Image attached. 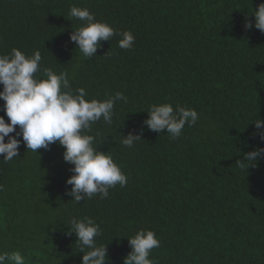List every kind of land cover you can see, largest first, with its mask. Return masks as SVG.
Segmentation results:
<instances>
[{
	"label": "trees",
	"instance_id": "1",
	"mask_svg": "<svg viewBox=\"0 0 264 264\" xmlns=\"http://www.w3.org/2000/svg\"><path fill=\"white\" fill-rule=\"evenodd\" d=\"M261 3L0 0V55L39 50L38 77L46 78L45 68L64 71L89 101L127 97L116 103L111 125L101 119L87 134L128 177L106 199L77 203L66 194L74 173L62 146L37 154L22 142L20 157L4 161L0 154V252L19 251L26 264H80L83 254L65 224L90 217L102 228L97 243L107 245L106 264H123L127 237L141 229L160 241L149 257L156 264H264V155L252 166L240 162L264 148V126L252 123L264 120V33L251 16ZM73 6L118 33L130 31L133 47L121 49L116 35L85 57L70 40L82 24L69 16ZM164 103L193 108L199 119L175 139L166 129L150 130L146 111ZM129 133L142 138L131 148L121 143Z\"/></svg>",
	"mask_w": 264,
	"mask_h": 264
},
{
	"label": "clouds",
	"instance_id": "2",
	"mask_svg": "<svg viewBox=\"0 0 264 264\" xmlns=\"http://www.w3.org/2000/svg\"><path fill=\"white\" fill-rule=\"evenodd\" d=\"M69 16L82 22L80 27L72 29L70 40L85 57L95 56L101 42L110 41L116 35L122 37L118 41L121 49L133 47L135 38L130 31L118 33L109 24L96 21L86 8L73 6ZM251 16L255 18V28L264 33V3L253 9ZM245 27L251 29L252 22L247 21ZM41 61L39 50L29 56L13 48L10 53L0 55V85L3 86L0 100L4 101L3 111L8 118L6 122L4 116H0V154L4 161H12L20 157L22 142L28 151L35 153L55 143L64 148L63 160L73 165L70 170L74 174L66 181L71 189L66 194L77 203L96 195L106 199L109 189L116 185L124 187L128 177L112 155L100 151L95 146L96 138L87 133L101 119L111 125L116 103H127V97L116 92L103 101H89L84 88L71 89L64 71L56 73L45 68L43 76L46 78L38 77ZM146 112L148 119L144 124L158 133L166 129L173 139L181 135L186 124L193 126L199 119L195 109L179 105L174 109L168 103L152 105ZM252 123L257 130L264 126V120L259 117ZM12 133L15 135H10ZM123 137L121 143L128 148L142 139L141 135L131 133ZM260 138L264 140V132L260 133ZM262 155L264 148L243 153L241 166L244 162L254 165ZM65 225L67 233L74 234L79 253L83 254L80 264H106L107 245L97 243V238L103 234L100 224L90 217H73ZM127 239L131 251L123 258V264H156L149 258L152 250L160 246L153 231L141 229ZM0 264H26V258L19 251L0 252Z\"/></svg>",
	"mask_w": 264,
	"mask_h": 264
}]
</instances>
